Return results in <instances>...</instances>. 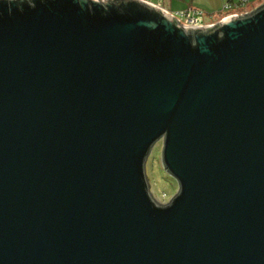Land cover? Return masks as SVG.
I'll return each instance as SVG.
<instances>
[{
  "label": "water",
  "instance_id": "water-1",
  "mask_svg": "<svg viewBox=\"0 0 264 264\" xmlns=\"http://www.w3.org/2000/svg\"><path fill=\"white\" fill-rule=\"evenodd\" d=\"M0 264H264V4L0 0Z\"/></svg>",
  "mask_w": 264,
  "mask_h": 264
},
{
  "label": "rangeland",
  "instance_id": "rangeland-1",
  "mask_svg": "<svg viewBox=\"0 0 264 264\" xmlns=\"http://www.w3.org/2000/svg\"><path fill=\"white\" fill-rule=\"evenodd\" d=\"M170 2L173 4L172 7L169 6ZM225 3L227 0H162V7L168 11L171 10L170 12L173 13L193 8L202 11L205 20L215 22L225 14L222 12ZM263 4L264 0H249L248 3L246 2L239 7L243 10L238 11L237 14L251 13ZM145 175L149 184V191L156 202L166 204L176 194L178 189L176 181L167 174L161 165L160 141L153 146L148 156Z\"/></svg>",
  "mask_w": 264,
  "mask_h": 264
},
{
  "label": "built area",
  "instance_id": "built-area-1",
  "mask_svg": "<svg viewBox=\"0 0 264 264\" xmlns=\"http://www.w3.org/2000/svg\"><path fill=\"white\" fill-rule=\"evenodd\" d=\"M99 1H104V0H99ZM109 1H114V0H109ZM137 1L162 11L167 16L173 18L176 22H178L183 28H208L216 25L217 23L229 17L240 16L237 14L238 12L237 10L241 5L246 3V0H240V3L238 5L233 4L231 2L225 3L224 6L222 7V12H225V14L219 17L217 21L211 22L204 19V13L202 11L193 8H189L183 11H179L177 13H173L162 7V0H137ZM233 9L235 10L232 11Z\"/></svg>",
  "mask_w": 264,
  "mask_h": 264
},
{
  "label": "crops",
  "instance_id": "crops-1",
  "mask_svg": "<svg viewBox=\"0 0 264 264\" xmlns=\"http://www.w3.org/2000/svg\"><path fill=\"white\" fill-rule=\"evenodd\" d=\"M221 1H222V0H221ZM228 1H231L233 4H237V5L240 3V0H239V1H237V2H235L234 0H227V2H228ZM246 2L248 3V2H249V0H246ZM253 2H254V1H253ZM169 6H170V7H172V6H173V4L170 2V3H169ZM169 11H171V10H169Z\"/></svg>",
  "mask_w": 264,
  "mask_h": 264
},
{
  "label": "trees",
  "instance_id": "trees-1",
  "mask_svg": "<svg viewBox=\"0 0 264 264\" xmlns=\"http://www.w3.org/2000/svg\"><path fill=\"white\" fill-rule=\"evenodd\" d=\"M229 2H231V1H229ZM232 3V2H231ZM243 9H239V10H237V11H242Z\"/></svg>",
  "mask_w": 264,
  "mask_h": 264
}]
</instances>
